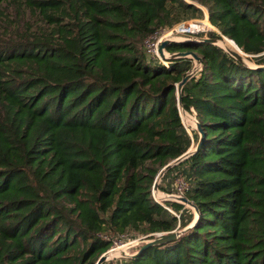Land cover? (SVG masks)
<instances>
[{
    "label": "trees",
    "instance_id": "trees-1",
    "mask_svg": "<svg viewBox=\"0 0 264 264\" xmlns=\"http://www.w3.org/2000/svg\"><path fill=\"white\" fill-rule=\"evenodd\" d=\"M31 1L51 33L0 48V264H95L109 233L175 229L114 264H264V0ZM205 10L208 37L254 66L211 42L166 45L201 56L181 105L203 137L161 178L182 166L194 216L152 196L200 136L176 96L192 57L164 64L142 45Z\"/></svg>",
    "mask_w": 264,
    "mask_h": 264
},
{
    "label": "rangeland",
    "instance_id": "rangeland-1",
    "mask_svg": "<svg viewBox=\"0 0 264 264\" xmlns=\"http://www.w3.org/2000/svg\"><path fill=\"white\" fill-rule=\"evenodd\" d=\"M203 8L205 9V7ZM51 29L52 24L49 23L40 9L36 7L34 5V2H32L31 0H4L0 5V48L8 46L12 42H19L25 39L29 41L33 40L35 36H47L49 33H51ZM222 38H225V36H223ZM219 45L226 48L222 42H219ZM196 62L199 61L192 57V69H194V65ZM250 64L253 65V62H251ZM189 112L192 114H187L189 118H183L181 115L180 116L187 131L191 134V129L195 128L196 117L194 109H191V111ZM190 146L192 148L193 144ZM181 174L186 178L185 174L182 172V166H177L173 168L168 174H166L163 180L160 179L158 182V188L161 191H159V193L162 194V191L163 193H170V191H174L176 189V179ZM158 197L160 196L158 195ZM168 200L182 204L181 208H190L194 216L197 215L196 209L187 202L182 203L170 197H164V199H161L163 203H166V201ZM108 235L112 238L113 241L112 245L108 249L113 246L110 251L114 250L117 252L119 250L116 255H121L122 251L128 254H133L138 250V246L140 244L151 239L156 234L152 237H147L139 233H124L121 235L109 233ZM131 241L134 242L131 243ZM110 251L108 253H110ZM127 257L117 256L114 258H107L103 263L114 264L115 262H119L120 259H127Z\"/></svg>",
    "mask_w": 264,
    "mask_h": 264
},
{
    "label": "built area",
    "instance_id": "built-area-1",
    "mask_svg": "<svg viewBox=\"0 0 264 264\" xmlns=\"http://www.w3.org/2000/svg\"><path fill=\"white\" fill-rule=\"evenodd\" d=\"M214 27L210 24L207 18V14L204 11V14L200 18H189L185 19L171 27H163L155 30L151 34H149L143 40V49L144 53L149 58H158L164 64H167V58L172 54V52L168 51L166 48L163 49V56L160 55L158 51V47L160 43L168 39L170 41H182L187 39H197L203 40L207 38V34L210 30H213ZM201 68V63L196 62L194 65L193 71ZM181 115V111H179ZM189 187L188 180L181 174L176 179V189L174 191H170V193L164 192V197H170L176 201L186 203L181 200V196H184L185 191ZM156 191H159V188H152V196L154 199L166 207L168 210L174 212L169 206L161 201L164 197L156 196ZM161 191V190H160ZM163 192V191H162ZM134 241H131L133 243Z\"/></svg>",
    "mask_w": 264,
    "mask_h": 264
},
{
    "label": "water",
    "instance_id": "water-1",
    "mask_svg": "<svg viewBox=\"0 0 264 264\" xmlns=\"http://www.w3.org/2000/svg\"><path fill=\"white\" fill-rule=\"evenodd\" d=\"M223 36H219V37H207L204 38L202 41H206V42H211L214 43L216 45H219L218 41L222 40ZM170 42V40L165 39L163 40L159 47H158V51L160 53L161 56H163V49L166 48V45ZM221 46V45H219ZM222 47V46H221ZM223 48V47H222ZM227 52H229L232 56L236 57L239 61L243 62V63H247L250 64L251 60L249 59V55L247 54H241L236 52L235 50L232 49H228V48H224ZM174 57H193L194 59H196L197 61H201V56L198 55L195 51L193 50H178L175 52H172L171 54ZM254 66V65H252ZM193 73V69H191L188 73H186L184 75V77L178 81L175 86H176V96H177V103H178V107H179V111H181L182 109H184L181 105V89L182 86L184 85V83L191 77ZM185 110V109H184ZM195 128L198 130L200 136L199 139L197 141V143L191 148V146L181 155H179L178 157L171 159L170 161H168L165 165H163L161 167V169L159 170V172L157 173L155 180L153 182L152 188L153 189H157L158 188V182L161 179V177L163 176V174L165 173V171H167L170 167H172L173 165L177 164L178 162H180L182 160V158L184 156H186L189 152H191L193 149L198 148L202 137H203V132L201 129V125L200 123L197 121V119L195 118ZM181 200H183L184 202H187L189 204H191L197 211V207L189 200L187 199L185 196H181ZM184 229V228H183ZM182 231V229H178V230H171L169 232H156L154 233L155 236H153L151 239L145 241L144 243H142V246L133 254H128L125 253L124 251L121 252V256H135L138 252H140L143 248L153 245V244H159V243H163L166 242L170 239H173L175 237L178 236V234ZM108 250V249H107ZM107 250H105L103 253L100 254V256L98 257V259L96 260L95 264H102L107 258Z\"/></svg>",
    "mask_w": 264,
    "mask_h": 264
},
{
    "label": "bare ground",
    "instance_id": "bare-ground-1",
    "mask_svg": "<svg viewBox=\"0 0 264 264\" xmlns=\"http://www.w3.org/2000/svg\"><path fill=\"white\" fill-rule=\"evenodd\" d=\"M205 12H206V10H205ZM232 40V39H231ZM219 42H222L223 43V45H225V47L226 48H228V49H232V50H235L236 52H238V53H241L240 51H238L237 49H235L234 47H232L227 41H218V43ZM224 48V47H223ZM242 54V53H241ZM187 114H189L188 112H186V110H184V109H182L181 110V116L183 117V118H189V116L187 115ZM190 115V114H189ZM160 191V190H159ZM159 191H156V196H160V197H164V193L162 192V194H160L159 193ZM111 249V248H110ZM110 249L107 251V256H108V258H114V257H117V256H121V255H116L117 254V252L119 251H110ZM110 251V253H108Z\"/></svg>",
    "mask_w": 264,
    "mask_h": 264
}]
</instances>
